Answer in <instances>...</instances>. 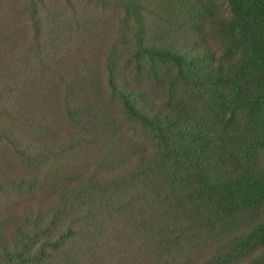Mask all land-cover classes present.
<instances>
[{
	"label": "trees",
	"instance_id": "trees-1",
	"mask_svg": "<svg viewBox=\"0 0 264 264\" xmlns=\"http://www.w3.org/2000/svg\"><path fill=\"white\" fill-rule=\"evenodd\" d=\"M14 1L0 264H264V0Z\"/></svg>",
	"mask_w": 264,
	"mask_h": 264
},
{
	"label": "rangeland",
	"instance_id": "rangeland-1",
	"mask_svg": "<svg viewBox=\"0 0 264 264\" xmlns=\"http://www.w3.org/2000/svg\"><path fill=\"white\" fill-rule=\"evenodd\" d=\"M19 2V0L14 1L13 6ZM12 1L7 3L5 5L4 8H9L11 5ZM223 1L219 4V5H223ZM2 12V11H1ZM15 12H16V16L17 18H14V23L11 27L6 26V30L9 32L8 36L6 38L2 37L0 35V37L2 39H0V45L3 47H6L8 49H13V48H26V49H35L36 46L33 48L32 46H34V44L36 42H42L43 45L46 44V40L47 39V32L45 30V28L42 30V32H39L34 25H32V22L30 19H27V17H25L24 12L22 11V6H17L15 7ZM13 19V18H11ZM0 30V34H1ZM48 34L51 36L53 35V33L50 31L48 32ZM77 47H81L86 49L87 47H89L90 45L85 44V43H80L78 45H76ZM52 50L56 49L53 47ZM79 51L78 48H76L74 50V52ZM73 52V53H74ZM90 56L92 57L93 62L97 63L101 57V49L99 46L94 47L91 50V54ZM1 61V59H0ZM49 61L58 62V58L55 56H51L49 57ZM39 90H40V83L38 81V78L35 81V84L32 85L31 87H29L28 91H27V96H26V100L28 103H32L36 100L37 97H39ZM41 98V97H40ZM17 101L20 104H25L22 101L19 100L18 97H16ZM37 113L40 112V107L36 108ZM25 124L27 127V132L29 134H34V130L33 127L31 126V119L30 116L25 118Z\"/></svg>",
	"mask_w": 264,
	"mask_h": 264
}]
</instances>
